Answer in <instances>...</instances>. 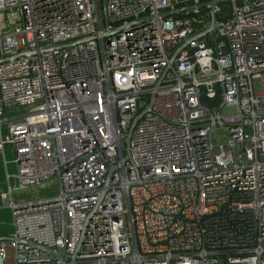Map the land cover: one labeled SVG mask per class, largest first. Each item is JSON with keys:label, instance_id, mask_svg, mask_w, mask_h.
<instances>
[{"label": "built area", "instance_id": "obj_1", "mask_svg": "<svg viewBox=\"0 0 264 264\" xmlns=\"http://www.w3.org/2000/svg\"><path fill=\"white\" fill-rule=\"evenodd\" d=\"M211 1L0 0L5 164L59 184L0 264H264V0Z\"/></svg>", "mask_w": 264, "mask_h": 264}, {"label": "rangeland", "instance_id": "obj_2", "mask_svg": "<svg viewBox=\"0 0 264 264\" xmlns=\"http://www.w3.org/2000/svg\"><path fill=\"white\" fill-rule=\"evenodd\" d=\"M223 5H229V2H223ZM30 106L21 105L18 107H11L7 109V116L11 117L14 115H20L26 112ZM229 108H224L223 113L230 111ZM7 133L6 127L3 128V136ZM6 158L8 160L13 159V152L7 146L6 147ZM7 169V170H6ZM17 171L16 164L14 162H10L8 166L5 165L4 157H3V149L0 142V233H4L1 236H8L12 232L13 226V216L12 210L8 205L7 200L2 199L1 194L8 190V175H11V183L15 184L14 174ZM13 176V177H12ZM59 192V184L56 181H52L46 183L43 186L37 187H29V188H18L15 191L14 199L15 201L20 200H28L33 197H47L56 195ZM11 235V234H10Z\"/></svg>", "mask_w": 264, "mask_h": 264}, {"label": "water", "instance_id": "obj_3", "mask_svg": "<svg viewBox=\"0 0 264 264\" xmlns=\"http://www.w3.org/2000/svg\"><path fill=\"white\" fill-rule=\"evenodd\" d=\"M219 2H220V0H212L210 2V5L212 7H214ZM205 5H206V3H202V4L197 5V7H204ZM185 8H194V6H186V7L178 8V9H175V10H167L165 12H162V15H170V14H173V13H175V12H177L179 10L185 9ZM216 26H217V22H216L215 18L213 17L212 21H211V25H210L208 31L213 30ZM16 188H19V183H18L17 179H16ZM79 253H81L80 250H78L74 255L71 256V259H72L73 262H76Z\"/></svg>", "mask_w": 264, "mask_h": 264}, {"label": "crops", "instance_id": "obj_4", "mask_svg": "<svg viewBox=\"0 0 264 264\" xmlns=\"http://www.w3.org/2000/svg\"><path fill=\"white\" fill-rule=\"evenodd\" d=\"M3 157H4V156H3ZM6 159H7V158H6ZM4 161H5V159H4ZM5 165H6V164H5ZM7 166H8V165H7ZM7 182H8V188H9V186H12V187L14 188V190H13V195L15 196V191L18 190V188H16V179H15V184H12V183H11V179H10V181H8V178H7ZM7 191H8V190H7ZM7 191H5V192H7ZM22 200H23V199H22ZM17 202H19V201H17ZM12 228H13V226H12ZM13 229H14V228H13ZM13 229H12V232H13ZM12 232H11V233H12ZM11 233H10V234H11ZM2 234H4V233H0V236H1ZM10 234H9V235H10ZM9 235H8V236H9ZM4 236H5V235H4Z\"/></svg>", "mask_w": 264, "mask_h": 264}, {"label": "trees", "instance_id": "obj_5", "mask_svg": "<svg viewBox=\"0 0 264 264\" xmlns=\"http://www.w3.org/2000/svg\"><path fill=\"white\" fill-rule=\"evenodd\" d=\"M79 264H88V263H79Z\"/></svg>", "mask_w": 264, "mask_h": 264}, {"label": "bare ground", "instance_id": "obj_6", "mask_svg": "<svg viewBox=\"0 0 264 264\" xmlns=\"http://www.w3.org/2000/svg\"><path fill=\"white\" fill-rule=\"evenodd\" d=\"M7 170V169H6Z\"/></svg>", "mask_w": 264, "mask_h": 264}]
</instances>
